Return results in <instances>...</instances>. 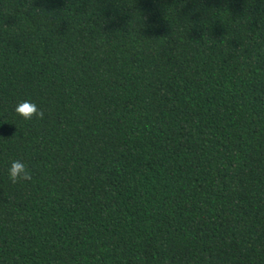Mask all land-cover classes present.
Instances as JSON below:
<instances>
[{
  "label": "trees",
  "instance_id": "trees-1",
  "mask_svg": "<svg viewBox=\"0 0 264 264\" xmlns=\"http://www.w3.org/2000/svg\"><path fill=\"white\" fill-rule=\"evenodd\" d=\"M0 264H264V0H0Z\"/></svg>",
  "mask_w": 264,
  "mask_h": 264
},
{
  "label": "clouds",
  "instance_id": "clouds-1",
  "mask_svg": "<svg viewBox=\"0 0 264 264\" xmlns=\"http://www.w3.org/2000/svg\"><path fill=\"white\" fill-rule=\"evenodd\" d=\"M14 113L22 120L29 121L34 115L42 116L43 113L38 111L37 106L29 100L18 101L14 108ZM8 179L12 183L18 180H30L31 177L26 168V165L20 160H12L7 169Z\"/></svg>",
  "mask_w": 264,
  "mask_h": 264
}]
</instances>
